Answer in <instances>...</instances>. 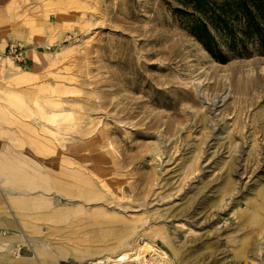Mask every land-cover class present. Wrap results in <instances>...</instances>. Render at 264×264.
I'll use <instances>...</instances> for the list:
<instances>
[{"label": "rangeland", "instance_id": "obj_1", "mask_svg": "<svg viewBox=\"0 0 264 264\" xmlns=\"http://www.w3.org/2000/svg\"><path fill=\"white\" fill-rule=\"evenodd\" d=\"M185 9L181 0H0V130L37 125L41 107L67 109L77 137L87 129L102 136L98 149L112 144L94 181L118 183L129 204L120 240L143 232L170 264H264V54L215 59L186 30ZM114 233L77 237L86 246Z\"/></svg>", "mask_w": 264, "mask_h": 264}, {"label": "bare ground", "instance_id": "obj_2", "mask_svg": "<svg viewBox=\"0 0 264 264\" xmlns=\"http://www.w3.org/2000/svg\"><path fill=\"white\" fill-rule=\"evenodd\" d=\"M220 67L218 64L210 65L213 74H217ZM207 71L204 69L205 76ZM205 79L195 78L193 83L196 88L204 85ZM248 80L253 81L252 76L248 75ZM221 85L218 77L211 83L215 88ZM49 95L53 98L51 94ZM60 100L51 99L48 106L61 107ZM47 109L48 107H41L43 120L40 123L38 121L33 127L20 123L19 131L11 128L2 129L3 132L11 133L13 139L18 135L16 143L7 138L0 140V178L7 181L2 185L3 188L9 190L8 184H14L12 188H15L18 203L27 201L28 210L35 219L45 220L47 228L52 231L59 228L69 235V238L73 235L77 237L78 233L86 230L113 228L115 231L113 235H102L86 246H77L78 250L82 249L79 264H170L167 252L157 247L143 232L134 242L120 240L124 230L119 227L127 222V217L123 213H127L126 208L129 204L123 201V192L118 183L99 184V179L94 181L95 163L103 160L106 164H111L109 156L113 149L112 144L108 142L106 149H98L99 147L95 145L102 136L92 137L95 138L92 140L86 136L89 131L81 129V135L77 137L74 134L79 130L74 128L78 121L76 117L75 120L74 117H68L67 109L54 112H48ZM2 121L1 117L0 123ZM43 131L47 132L49 137L42 138ZM79 140H82L80 148L75 146ZM67 145L69 147H66V150L60 148ZM106 145L101 144L100 147ZM83 148L88 151L81 152L80 149ZM57 153L59 154L57 160L52 161L54 159L52 157H56ZM120 161L124 162L122 157L114 156L112 166L120 167ZM260 187L256 202V210L259 211L264 207L263 185ZM113 240H120L123 245L118 246V249H110L109 242ZM21 247L15 244L14 252L17 255Z\"/></svg>", "mask_w": 264, "mask_h": 264}, {"label": "trees", "instance_id": "obj_3", "mask_svg": "<svg viewBox=\"0 0 264 264\" xmlns=\"http://www.w3.org/2000/svg\"><path fill=\"white\" fill-rule=\"evenodd\" d=\"M186 30L215 59L264 54V0H181Z\"/></svg>", "mask_w": 264, "mask_h": 264}, {"label": "crops", "instance_id": "obj_4", "mask_svg": "<svg viewBox=\"0 0 264 264\" xmlns=\"http://www.w3.org/2000/svg\"><path fill=\"white\" fill-rule=\"evenodd\" d=\"M11 135L0 130V140ZM6 182L0 178V264H79L82 249L78 247H83V243L75 235L69 238L59 228H47L45 220L35 219L27 201L17 202L14 184H8L9 190L3 188ZM15 244L22 246L19 255L14 252Z\"/></svg>", "mask_w": 264, "mask_h": 264}, {"label": "built area", "instance_id": "obj_5", "mask_svg": "<svg viewBox=\"0 0 264 264\" xmlns=\"http://www.w3.org/2000/svg\"><path fill=\"white\" fill-rule=\"evenodd\" d=\"M7 51H8V53H10V55L11 54H14L16 58H18V56L21 54V52L19 51L18 45L17 44H14V43L13 44L11 43L8 46Z\"/></svg>", "mask_w": 264, "mask_h": 264}]
</instances>
